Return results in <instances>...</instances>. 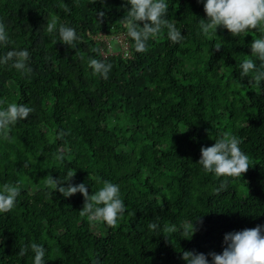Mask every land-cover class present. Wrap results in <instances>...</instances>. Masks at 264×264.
I'll return each instance as SVG.
<instances>
[{"label":"trees","instance_id":"1","mask_svg":"<svg viewBox=\"0 0 264 264\" xmlns=\"http://www.w3.org/2000/svg\"><path fill=\"white\" fill-rule=\"evenodd\" d=\"M204 2L166 0L167 19L184 39L174 44L164 29L138 53L121 23L126 0H0L12 41L0 44V56L27 49L32 69L0 65V101L34 109L9 140L0 137V188L21 184L15 207L0 213V264H34L31 250L17 255L33 242L46 249L45 264H187L183 251L211 261L226 233L264 225V81L240 76L262 33L234 37L218 26L210 40L199 23L207 19ZM53 18L76 30L75 48L47 32ZM119 34L125 49L110 44ZM89 58L112 65L107 80L92 75ZM225 132L249 157L242 177L217 178L198 163L201 147ZM60 151L63 163L55 159ZM69 171L89 195L105 180L119 185L126 212L115 227L82 217L81 193L64 197L45 186L47 175L63 179ZM221 181L228 189L217 194ZM193 221L196 232L183 238L179 229ZM152 222L178 231L158 235Z\"/></svg>","mask_w":264,"mask_h":264},{"label":"clouds","instance_id":"2","mask_svg":"<svg viewBox=\"0 0 264 264\" xmlns=\"http://www.w3.org/2000/svg\"><path fill=\"white\" fill-rule=\"evenodd\" d=\"M91 2H95V0H91ZM197 2L199 3L201 0H197ZM127 4H130V9H127ZM125 8L126 14L121 18V23L127 30V35L134 41L136 52H147V41L150 38L158 37L164 29H167V37L172 43L177 44L184 39L181 30L167 19L169 4L166 3V0H126ZM64 11H69L66 5ZM204 11L207 19L200 20V28L210 40L217 35L218 26L226 28L234 37H239L242 33L247 34L250 30L262 33L261 38H254L250 45L251 56L255 57V60L248 58L243 60L240 65V76L251 77V82L260 86L261 81H264V70H262L264 69V0H206ZM99 15L103 16L104 13L101 12ZM140 22H143L142 27ZM46 24L49 34L58 31L59 40L57 41L75 48V42L80 37L77 36L74 28L64 24L57 26L56 18ZM57 41L54 43L56 44ZM10 43L12 41L6 31V26L0 22V44L8 45ZM214 47L219 50L222 43H216ZM92 51L99 54L101 49L93 48ZM256 59L260 61L259 67H257ZM29 60L30 53L27 49H13L0 56V65H10L21 74H30L32 69L28 64ZM88 66L91 68L93 76H99L105 80L109 78L108 74L112 68L110 63L89 58ZM0 103L6 104V107L0 109V137L9 140L12 126L16 125L18 121L28 118L34 109L23 103L7 101H0ZM66 134L61 132L60 138ZM241 142L237 136L225 132L222 137L215 139L212 146L201 147V157L198 163L203 166L206 173H214L217 178L242 177L251 164L248 155L239 147ZM55 159L63 163L65 153L58 152ZM74 175L75 171H69L65 178L56 179L49 174L45 180V186L54 192L58 191L64 197L81 193L84 197V204L80 215L86 216L90 222H103L109 227H115L126 212V205L120 196L119 185L105 180L97 192L89 195L84 183L75 185L72 183ZM64 181H68L67 186H64ZM227 189V181H221L216 192L219 194ZM20 194V182L5 183L0 188V213L10 212L15 207ZM199 219L200 217L196 220ZM148 228L158 235L163 233L168 238V233L178 231L175 226L168 225H164L161 229L156 222L149 223ZM196 230L194 221L184 224L179 229L181 236L186 239H191ZM223 243L222 253H208L211 261L204 253L195 251H183L181 258L187 264H264V225L226 233ZM29 250L34 253V264H45L46 249L43 245L35 242L21 246L17 255L24 257Z\"/></svg>","mask_w":264,"mask_h":264},{"label":"rangeland","instance_id":"3","mask_svg":"<svg viewBox=\"0 0 264 264\" xmlns=\"http://www.w3.org/2000/svg\"><path fill=\"white\" fill-rule=\"evenodd\" d=\"M115 37V36H114ZM97 38H99V37H97ZM108 40H110V39H108ZM116 42H118L119 44H120V49H121V47H122V49H125L126 48V42L124 41V38H123V36H122V34H119V35H116V37H115V41L114 40H112V41H110V44L112 45V47L114 46V47H117V43ZM112 52H116V51H118L117 49H115V48H112V50H111Z\"/></svg>","mask_w":264,"mask_h":264}]
</instances>
